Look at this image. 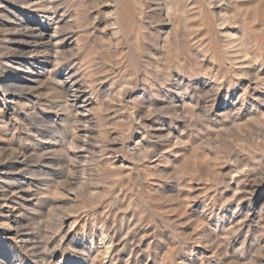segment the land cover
<instances>
[{
	"label": "rangeland",
	"instance_id": "rangeland-1",
	"mask_svg": "<svg viewBox=\"0 0 264 264\" xmlns=\"http://www.w3.org/2000/svg\"><path fill=\"white\" fill-rule=\"evenodd\" d=\"M21 1L0 0V264H264V0ZM28 24L48 51L9 41Z\"/></svg>",
	"mask_w": 264,
	"mask_h": 264
},
{
	"label": "bare ground",
	"instance_id": "bare-ground-1",
	"mask_svg": "<svg viewBox=\"0 0 264 264\" xmlns=\"http://www.w3.org/2000/svg\"><path fill=\"white\" fill-rule=\"evenodd\" d=\"M11 1V0H10ZM19 1V0H18ZM22 1H27L28 3H33V6L39 8L38 12H45L48 8L49 9H54L55 5L50 1V0H22ZM21 1V2H22ZM55 3V2H54ZM6 8V7H5ZM14 8V7H13ZM12 9V8H11ZM19 18V17H18ZM37 31H36V30ZM11 29L9 28L7 31L9 32ZM13 31L10 32V37L9 41L10 42H15L17 44L23 43L26 47V49L29 50L30 52H33L36 54L42 51H48L51 47V35L47 33L48 29L45 26H41V27H37L35 26H31V25H26L25 27H18V25H15L12 29ZM7 36V35H6ZM5 38V37H4ZM8 45V44H7ZM8 48V47H7ZM10 50V49H9ZM11 51V50H10ZM27 52V50L25 51ZM17 80V79H16ZM17 86V85H16ZM18 87V86H17ZM24 87V86H23ZM21 88V87H20ZM24 89V88H22ZM26 89V87H25ZM75 90V89H74ZM78 95V94H77ZM13 157V156H12ZM18 159V158H17ZM15 160V159H14ZM18 162H20L21 164H26L24 159H18ZM264 173V172H263ZM6 197V196H5ZM7 198V197H6ZM6 198H4V196H1L0 199L4 200L3 204H7L8 201H5ZM3 204L0 203V207H3ZM8 207H12L11 205ZM12 208H10L9 212H7V214H1V215H6V217L8 216V218H13L14 219V224L13 226H7L6 230L8 231L10 228L15 229L16 232L18 227H21V219L20 217H18V215H16V213H14L13 210H11ZM14 209V208H13ZM1 212L3 211L2 209L0 210ZM3 213V212H2ZM260 214V213H259ZM258 214V215H259ZM22 216V215H21ZM24 219V218H23ZM264 219V216H263ZM261 221V220H260ZM6 224V223H5ZM37 226V225H36ZM41 227V226H40ZM32 232V231H31ZM40 233V232H39ZM18 234V233H17ZM36 235V234H35ZM32 237H30L31 239ZM110 248L107 247L106 248V252L109 250Z\"/></svg>",
	"mask_w": 264,
	"mask_h": 264
}]
</instances>
